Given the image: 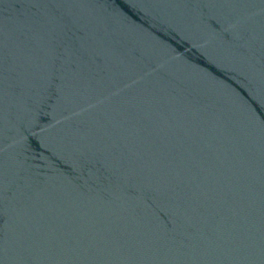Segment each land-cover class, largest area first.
<instances>
[{"label": "water", "instance_id": "water-1", "mask_svg": "<svg viewBox=\"0 0 264 264\" xmlns=\"http://www.w3.org/2000/svg\"><path fill=\"white\" fill-rule=\"evenodd\" d=\"M0 264H264V0H0Z\"/></svg>", "mask_w": 264, "mask_h": 264}]
</instances>
